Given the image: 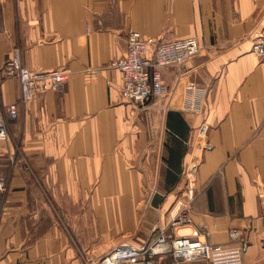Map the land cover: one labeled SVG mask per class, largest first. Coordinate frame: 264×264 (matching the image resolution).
Instances as JSON below:
<instances>
[{
  "label": "crops",
  "instance_id": "0c3cea01",
  "mask_svg": "<svg viewBox=\"0 0 264 264\" xmlns=\"http://www.w3.org/2000/svg\"><path fill=\"white\" fill-rule=\"evenodd\" d=\"M130 31L200 43L161 101L166 112L141 111L121 95L123 75L109 63L124 55ZM260 31L264 0H0V117L9 133L0 145L8 151L0 264H92L122 243L154 242L186 203L193 223L168 234L203 225L209 242L240 247L243 264H264V63L252 51ZM15 48L30 69L65 71L67 89L22 102L19 79L7 73ZM162 72L176 83L174 66ZM190 81L208 89L203 116L182 111ZM203 120L209 150L197 142Z\"/></svg>",
  "mask_w": 264,
  "mask_h": 264
},
{
  "label": "built area",
  "instance_id": "2783aa9c",
  "mask_svg": "<svg viewBox=\"0 0 264 264\" xmlns=\"http://www.w3.org/2000/svg\"><path fill=\"white\" fill-rule=\"evenodd\" d=\"M126 42L124 55L109 63L110 67L120 70L123 75L121 95L141 111L158 106L166 112L169 107L161 101L165 98L170 99L175 94L184 75L183 65L201 50L198 39L195 36L169 40L152 39L143 36L139 31H130L126 36ZM252 51L264 63V31L253 35ZM169 65L177 69L176 83L173 85L167 84L163 78V68ZM7 73L19 79L20 99L24 103L33 100L47 88L62 92L68 87V74L61 69L33 70L24 66L19 48H15L13 58L7 66ZM182 84L184 89L182 111L193 116H203L206 109L207 87L192 81ZM8 113L11 117L18 116L16 103L8 106ZM208 133L209 124L203 120L197 127L196 137L197 142L206 150L212 148L208 141ZM8 140L7 123L0 117V145ZM7 152L0 147V156ZM197 167V162L189 163V173L195 174ZM192 195L193 189L190 188L189 197ZM189 205L184 204L168 224L159 226V233L154 242L142 246L122 243L92 264H158L165 255H171L175 264L196 260H204L208 264H243L240 247L209 242L210 231L203 225L199 226L194 235L168 234L169 229L174 233L176 228L193 223Z\"/></svg>",
  "mask_w": 264,
  "mask_h": 264
},
{
  "label": "rangeland",
  "instance_id": "374dc122",
  "mask_svg": "<svg viewBox=\"0 0 264 264\" xmlns=\"http://www.w3.org/2000/svg\"><path fill=\"white\" fill-rule=\"evenodd\" d=\"M164 259H167V260H164ZM164 259H160L158 261V264H169L170 263V260L168 258H164ZM183 262H185V261H183Z\"/></svg>",
  "mask_w": 264,
  "mask_h": 264
}]
</instances>
